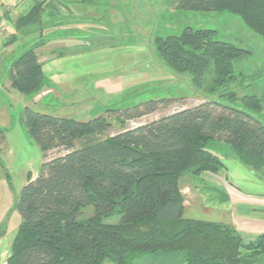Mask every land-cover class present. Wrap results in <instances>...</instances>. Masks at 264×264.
Instances as JSON below:
<instances>
[{"label": "trees", "instance_id": "trees-1", "mask_svg": "<svg viewBox=\"0 0 264 264\" xmlns=\"http://www.w3.org/2000/svg\"><path fill=\"white\" fill-rule=\"evenodd\" d=\"M173 6L227 11L264 36V0H173ZM216 34L189 25L179 34L158 36L156 51L173 72L190 73L197 88L209 71L206 90L223 88L238 103L230 85L243 83L247 74L235 73V62L251 52ZM40 45L22 52L9 72L12 86L30 99L53 86L36 51ZM206 90L204 102L134 127L128 121L185 97L150 99L87 121L26 106L21 123L44 161L14 203L21 224L7 264H131L146 255L171 256L172 264H241L243 249L264 257V233L246 238L232 224L185 216L183 176L225 169L210 142L252 170L264 169V123L255 116L264 111L263 97L244 95L236 107L209 100ZM113 116L121 129L107 134ZM0 139L6 140L3 128ZM60 147L63 155L49 157ZM89 208L92 213L84 216ZM114 217L117 222H111Z\"/></svg>", "mask_w": 264, "mask_h": 264}, {"label": "crops", "instance_id": "crops-1", "mask_svg": "<svg viewBox=\"0 0 264 264\" xmlns=\"http://www.w3.org/2000/svg\"><path fill=\"white\" fill-rule=\"evenodd\" d=\"M151 4L153 0H0V26L6 27L0 38V128L6 130V140L14 130L21 131L15 124L21 123L23 105L31 107V101L42 102L57 94L59 87L73 85L75 77L86 71L110 68L106 59L111 52L119 51L123 58L141 54L144 58L149 45L141 38H133L134 28L146 27L148 32ZM37 42H41L36 51L43 71L53 86L43 91L41 99L33 101L12 86L9 72L13 61ZM147 70L121 73V78L132 82L137 80L132 75L150 74ZM22 129L26 132L24 126ZM226 156L222 159L224 170L202 173V177L193 178V186L182 184L183 195L188 189L193 197L190 205L185 200V216L193 207V216L186 217L229 223L246 238H255L264 233V172L262 176L255 172L254 177L251 168L237 157ZM246 170L252 178H242L241 172ZM5 194L0 195L3 201L7 200ZM13 197L10 207L0 208V224L11 214L7 232L0 237L1 247L5 237L16 233L21 222L20 213L12 207ZM241 264H264V257L253 258L248 249H243Z\"/></svg>", "mask_w": 264, "mask_h": 264}, {"label": "rangeland", "instance_id": "rangeland-1", "mask_svg": "<svg viewBox=\"0 0 264 264\" xmlns=\"http://www.w3.org/2000/svg\"><path fill=\"white\" fill-rule=\"evenodd\" d=\"M151 5V9L147 13L149 24L148 32L146 31V27H140V29L134 28L133 38L138 41H141V38L145 42L144 44L147 43L149 45L150 51L144 53V58L142 54L140 56L135 55L132 57L130 55L123 58V55H121L122 53L119 51L117 54L111 52L109 58L106 59L110 68L103 67L101 70L86 71L84 74L77 75L75 77L76 79L73 81V85L58 88L60 91L58 92L59 94L55 93V95L45 98L42 102L34 103L28 101L31 104V108L56 116L74 117L79 120L87 121L102 113H106L107 110H122L150 99L185 97L174 100L168 106H161L157 111L144 115L141 118L128 121L127 125L129 127H134L156 120L177 110L193 107L194 105L204 102L206 98L205 90L210 83V77L213 75L208 71V78L203 88H197L193 82V76L190 73L173 72L160 59L155 46V39L158 36L167 37L170 34H179L189 25L196 28L215 29L217 31L215 38L233 42L249 49L251 52L235 62V73L243 71L247 74L246 80L243 83L242 80L239 79V82L230 85V89L234 90L239 97L238 103L232 102L229 97L225 96L224 93L226 91L223 88L213 94H210L206 90L208 99L217 101L223 105L242 107L240 99L244 95L255 93L263 97L264 104L263 35L254 32L239 16L227 11H187L175 9L173 0H153V4ZM136 31L142 32L139 33ZM118 39V43H121L122 36H119ZM210 68H212V65ZM146 70L150 74L132 75L131 78L137 79L132 82H123L121 78V73ZM42 93L43 92L36 95L35 98L31 100L35 101L41 99ZM26 106L27 105L22 106V111ZM17 110L18 108H16V111ZM255 116L264 123V111L255 114ZM111 121L113 122V127L107 134H114L121 129L115 116L111 117ZM15 126L16 129L20 128L21 131L14 130L11 132V138L8 141H2L0 139V195L5 192V197L7 196L6 201L0 198V201L3 202V204L0 203V208L2 209L10 207L12 196H14L13 200L15 199L16 201V198L21 194L23 188L28 183L29 174H31L32 177H37L39 175L44 161L40 146L23 131L22 124L17 121ZM208 147L212 151L218 153L223 160L227 159L226 155L231 154V151L226 150L222 144L219 146L218 144L216 145V143L213 144L210 142ZM226 148L230 149V147ZM65 152L66 150L60 147L51 151L49 157L63 155ZM235 172L236 171H234V173ZM251 172L247 170L244 172L242 171L241 173L244 175L242 178H252L250 173L256 177L255 174L257 172L259 176H262L261 174H263L262 172H264V169L260 171L252 170ZM198 177L199 176L193 174H186L183 176L181 179V190L182 184L187 183L189 186H193V178ZM245 183L250 184L249 182ZM9 190L12 195L9 193ZM186 194L183 195L184 199L187 200L190 205L193 201V197L188 189ZM13 206L14 205H12V207ZM91 213L92 208H89L83 215L89 216ZM8 215L9 216H5V219L0 224V230L4 229L2 230L3 233L0 232V237L4 236L7 232V225L10 221L11 214ZM188 215L193 216V207L186 213V216ZM117 221L118 217H114L111 220V222ZM16 230L18 231V229ZM16 233L12 236L7 235L2 241V247L0 245V264H7L11 254L14 235H16ZM173 262L174 258L171 256L155 258L146 255L137 258L131 264H172ZM104 264L114 263L106 261Z\"/></svg>", "mask_w": 264, "mask_h": 264}, {"label": "built area", "instance_id": "built-area-1", "mask_svg": "<svg viewBox=\"0 0 264 264\" xmlns=\"http://www.w3.org/2000/svg\"><path fill=\"white\" fill-rule=\"evenodd\" d=\"M6 32V27L5 26H0V38L5 34Z\"/></svg>", "mask_w": 264, "mask_h": 264}]
</instances>
